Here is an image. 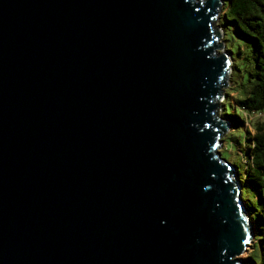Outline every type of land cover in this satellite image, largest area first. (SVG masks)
Masks as SVG:
<instances>
[{"label": "water", "instance_id": "obj_1", "mask_svg": "<svg viewBox=\"0 0 264 264\" xmlns=\"http://www.w3.org/2000/svg\"><path fill=\"white\" fill-rule=\"evenodd\" d=\"M223 2L0 0V264H253Z\"/></svg>", "mask_w": 264, "mask_h": 264}, {"label": "trees", "instance_id": "obj_2", "mask_svg": "<svg viewBox=\"0 0 264 264\" xmlns=\"http://www.w3.org/2000/svg\"><path fill=\"white\" fill-rule=\"evenodd\" d=\"M223 1L219 27L224 35L225 52L232 60L230 81L236 94L233 103L224 100L221 118L232 131L234 126L240 129L244 125L242 114H264V0ZM226 104L234 105L232 112L226 110ZM252 128L253 132L244 131L243 143L237 145L238 163L225 160L237 169L242 193L246 188L259 202L256 214L250 213L255 233L248 259L253 264H264V122H254ZM220 156L223 158L221 152Z\"/></svg>", "mask_w": 264, "mask_h": 264}, {"label": "rangeland", "instance_id": "obj_3", "mask_svg": "<svg viewBox=\"0 0 264 264\" xmlns=\"http://www.w3.org/2000/svg\"><path fill=\"white\" fill-rule=\"evenodd\" d=\"M222 8H223V5H221V10L219 12V16L221 14ZM215 25L218 27V30L221 32V37L218 39V43H223V47L221 49H218V51L219 52H225L224 35H223L222 29L219 27V19L217 20ZM227 39H229V36H227ZM225 53H227V52H225ZM231 64H232V60H231ZM231 68H232V66H231ZM230 77H231V74H229L227 86L223 89V98L219 101L220 109L218 110V116L220 118L223 117V115H221L222 114V112H221L222 108L221 107H222L224 100L229 99L228 103H233V97L236 94L235 88L234 87L231 88L232 82L230 81ZM226 92H229L230 95L227 96ZM233 106H234L233 104L231 105V107L228 104H226V110L228 112H230V110H231V112H232ZM242 116L245 119L244 125L240 129H238L236 126H234V129L232 131H230V127H228L226 130V133L222 137V145L219 148V152L222 153V157L224 159H228L229 161H231L233 163H238L237 158H236L237 145L243 143V139H244V135H245L244 131H246V129L247 130L249 129L253 132L252 124L254 122H264V114H255V115H251V116H247L246 114H242ZM241 168L242 167L240 165V169ZM242 195H243V198H244V201H245L247 207L250 210V213L255 215L257 212V209L259 208V202H257V200L254 198L252 192H250L246 188L243 189ZM251 251H252V248L248 247L247 250L244 251V253H242L240 255V258H242L245 263L250 262V260L248 259V255L250 254Z\"/></svg>", "mask_w": 264, "mask_h": 264}, {"label": "bare ground", "instance_id": "obj_4", "mask_svg": "<svg viewBox=\"0 0 264 264\" xmlns=\"http://www.w3.org/2000/svg\"><path fill=\"white\" fill-rule=\"evenodd\" d=\"M244 253V252H243Z\"/></svg>", "mask_w": 264, "mask_h": 264}]
</instances>
